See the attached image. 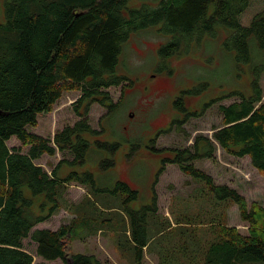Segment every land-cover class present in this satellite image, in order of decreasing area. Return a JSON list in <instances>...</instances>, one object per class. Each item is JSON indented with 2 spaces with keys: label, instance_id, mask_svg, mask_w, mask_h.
<instances>
[{
  "label": "trees",
  "instance_id": "trees-1",
  "mask_svg": "<svg viewBox=\"0 0 264 264\" xmlns=\"http://www.w3.org/2000/svg\"><path fill=\"white\" fill-rule=\"evenodd\" d=\"M250 2L2 0L0 264H32L33 255L24 248L27 237L36 244V255L44 260L104 264L93 254L70 251L64 240L69 238L67 234L71 235L74 221L56 229L33 227L61 208L71 183L84 186L88 196L97 187L92 171L72 166L83 167L90 159L102 171L114 165L113 154L120 142L117 138L98 137L107 130L102 127L101 132L92 128L87 111L92 102L105 107L107 125L111 127L110 117L121 102H113L108 89L131 87L133 83L127 74L118 71L123 44L131 33L148 28H155L163 37L157 47V73L171 74L170 58L192 51L204 37L222 36V47L233 52L238 64H248L252 93L245 95L232 90L205 102L200 111L216 104L220 124L212 128L210 136L196 134L187 146L172 148L171 155L161 159L156 176L166 163L177 165L184 174L200 183L201 188L192 195L195 200L204 205L211 197L212 203L206 209L193 211L185 205L189 215L171 209L173 221L166 218L151 232L149 222H156L158 216L155 194L150 203L135 209L127 206V202L136 200L138 191L125 181L117 180L113 187H99L116 196L122 195L121 202L126 205L123 208L126 221L119 222V229H115L117 234L123 235V241L118 244L132 255L134 264H143L145 251L154 252L158 264L264 263V207L256 201L247 206L236 188L215 183L210 174L196 165L202 159H213L217 149H221L232 156H247L264 178V92L260 86L264 71V9L252 17L249 25H243L240 16ZM207 84L180 90L173 107L183 116L173 118L165 133L171 126H179L201 114L188 108L186 98L198 95ZM68 90L80 93L74 104L79 119L56 130L52 138L29 130L36 126L38 115L50 111L62 92ZM232 97L233 100L222 102ZM11 137L26 146V151L9 147L7 141ZM155 142V137L151 138L147 148L163 154V148H157ZM131 147L134 149L136 145L131 144ZM57 151L71 157L62 158L50 171L35 162ZM61 163L69 167L62 176L58 174ZM225 201L237 205L240 219L248 223L246 235L212 216L216 207L222 210L220 206ZM87 202L94 206L97 214L90 217V221L96 223L94 229L90 228L101 231V226L111 218L103 217L105 209L93 200ZM200 227L203 232L197 233Z\"/></svg>",
  "mask_w": 264,
  "mask_h": 264
},
{
  "label": "rangeland",
  "instance_id": "rangeland-1",
  "mask_svg": "<svg viewBox=\"0 0 264 264\" xmlns=\"http://www.w3.org/2000/svg\"><path fill=\"white\" fill-rule=\"evenodd\" d=\"M263 9L264 0H251L240 16L241 23L249 25L252 17ZM2 18V0H0V21ZM162 40L163 37L155 28H148L131 33L123 44L118 71L127 74L133 83L131 87L117 86L108 89L113 102H121L110 117L111 127L107 125L105 107L96 102H92L88 107L87 119L92 128L100 131L104 127V131L107 130L98 137L108 140L117 138L120 142V147L113 154L114 165L102 171L97 168L96 162L90 159L83 167L72 166L74 169L92 171L98 182L97 187L88 196L84 186L71 183L67 187L65 202L61 208L50 218L33 227V229H56L60 225L68 226L74 221L71 235L67 234L69 238L64 240L70 251L93 254L104 264H134V262L132 255L122 250L118 244L119 241H123V235L115 232V229H119L118 223L126 221L123 212L126 205L121 202L122 195L116 196L99 187H113L117 180L125 181L138 191L137 199L127 202V206L135 209L150 203L155 194L158 216L156 222L154 220L149 222L151 232L156 231L159 222L161 225L166 218L173 221L171 209L188 215L189 211L184 209L185 205H189L190 209H194L193 211L199 208L206 209L212 203L211 197L207 200L210 202H205L204 205L200 200H195L192 195L201 188L200 183L184 174L177 165L166 163L164 169L156 176L161 166V159L165 155H171L170 149L187 146L196 134L210 136L212 128L220 124L216 104L200 111L205 102L232 90L241 91L245 95L252 93L250 84L252 75L248 64H238L235 61L233 52L222 47V36L209 39L204 37L192 51L170 58L169 64L173 70L169 75L166 72L155 71V67L159 65L157 47ZM201 83L208 84L198 95L186 98L188 108L201 114L190 117L179 126H171L170 132L165 133L173 118L183 116L173 107V101L180 90ZM260 86L264 92V71L260 77ZM79 94L77 90L63 91L52 109L40 113L36 126L29 127V130L52 138L56 130L67 124H73L79 119L77 111L74 110ZM233 98H227L222 102L227 103ZM153 137L157 141L156 147L163 148V154L153 153L147 148ZM131 144H135L136 147L132 149ZM7 145L26 151V146L21 145L15 137H11ZM70 157L57 151L54 155H43L35 162L50 171L62 158ZM196 165L210 174L215 183L236 188L244 196L247 206L256 201L264 207V178L251 165L247 156L236 157L217 149L213 159H202L197 161ZM68 170L69 167L61 163L58 174L62 176ZM88 200H93L98 207L105 209L103 217L111 218V221L101 226V231L91 229L96 227V223L90 221V217L97 214L93 211L94 206L88 204ZM199 205L203 206L199 207ZM220 207L222 210L216 207L212 216L223 219L226 226L235 227L240 234L246 235L248 223L240 219L237 205L225 201ZM206 217L208 218L207 215ZM197 230V233H202L203 227ZM24 248L33 255L32 264H66L60 259L49 261L36 255V244L29 237L24 239ZM157 259L154 252L145 251L143 264H158Z\"/></svg>",
  "mask_w": 264,
  "mask_h": 264
}]
</instances>
